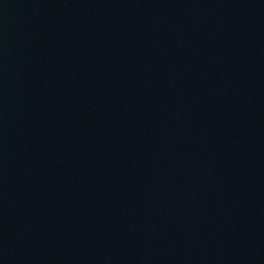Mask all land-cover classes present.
<instances>
[{
    "label": "water",
    "instance_id": "obj_1",
    "mask_svg": "<svg viewBox=\"0 0 264 264\" xmlns=\"http://www.w3.org/2000/svg\"><path fill=\"white\" fill-rule=\"evenodd\" d=\"M0 264H239L0 26Z\"/></svg>",
    "mask_w": 264,
    "mask_h": 264
}]
</instances>
